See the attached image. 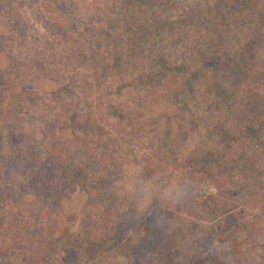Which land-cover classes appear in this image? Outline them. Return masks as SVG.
Segmentation results:
<instances>
[{"label": "rangeland", "instance_id": "obj_1", "mask_svg": "<svg viewBox=\"0 0 264 264\" xmlns=\"http://www.w3.org/2000/svg\"><path fill=\"white\" fill-rule=\"evenodd\" d=\"M217 30L220 52L211 42ZM255 32L260 38L250 39ZM215 52L223 93L210 91L214 83L205 69ZM200 70L194 97L185 82ZM168 71L174 73L165 76ZM229 92L241 104L239 118L252 111L264 119V108H249L256 103L251 96L264 97V0H247L245 7L242 0H0V159L35 145L42 158L28 174L48 175L51 167L57 185L68 187L54 210L58 228L45 229L50 219L42 217L38 237L14 220L30 221L36 193L24 194L22 211L5 197L0 264H135L127 238L118 239L114 228L134 203L138 222L129 236L137 245L147 236L150 206L170 212L164 214L179 250L175 257L160 249L164 254L152 256V264H264V176L252 187L264 170V132L254 174L245 177L238 169L249 165L240 162L248 139L238 140L233 128L209 132L227 112L221 95ZM184 107L178 115L185 122L176 118ZM214 151L226 170L213 169ZM111 155L119 167L113 169H121L113 200L101 181L117 170L103 176L93 170L110 165ZM11 174L24 179L0 161L7 192ZM100 218L106 231L94 225ZM66 222L67 247L59 241ZM75 238L100 247L85 240L83 248L71 245ZM145 254L138 264H145Z\"/></svg>", "mask_w": 264, "mask_h": 264}, {"label": "trees", "instance_id": "obj_2", "mask_svg": "<svg viewBox=\"0 0 264 264\" xmlns=\"http://www.w3.org/2000/svg\"><path fill=\"white\" fill-rule=\"evenodd\" d=\"M242 1L244 4V7H245L247 0H242ZM255 1L256 0H254V3H255ZM257 11L258 12L260 11V13H262L261 10H257ZM222 35H223L222 31L217 30L216 32H214V34L212 36L211 42L215 47H217L216 52L221 51L220 46L222 43V41H221ZM253 38L259 39L260 35L257 34V32H255L254 34H252L250 39H253ZM216 52L214 53L215 55H213L211 57V60H209V64H208L207 68H205V69H206V73L211 74L212 80L214 83V86H212V90H210V91H212V92L213 91H218V92L221 91L220 93H223L225 91V88L223 87V84L221 82L222 77L220 75V71L215 72L218 70L217 65H218V67L220 65V63L218 61L220 58V55L217 54ZM164 65L166 67V64H164ZM165 67L163 68V70L166 69ZM219 69H221V68H219ZM241 72L242 71L240 69L235 75L240 76ZM173 73H174L173 71L165 72V76L173 74ZM175 73L179 75V73H177V72H175ZM203 74H204V70L197 71L194 74H188L190 76V79L186 80L185 89L188 91L189 95H193L194 97L196 96V88L195 87L198 83V80H197L198 78L196 77V75H198L199 78H202ZM149 79H151V78H149ZM142 81H145V79ZM234 95H235V92L224 93L221 95L222 97L226 98L225 102H227L229 104V108L227 109V112L225 111L226 115L224 114V116L219 117L218 121H216L215 123L212 124V128L209 129V132L212 135H217L221 132H226L227 130L229 131V129L233 128L231 130V133H232V135H236V136L240 137L238 140L243 141L245 138L248 139L247 143L244 144V146L241 150L240 162L242 164H247V165L249 164V165L245 169H241V168L238 169L239 167L235 168V170L238 169V172L240 174L244 175V177H245L246 175H249L248 173H250V175L254 174L251 171L253 170V167L255 166L257 159L260 158L259 153L263 152V144L261 142L262 140L258 139V135H260L262 132H264V119L262 118L263 116H260L259 113H257V115H256L252 111L247 112V113H249V116L246 114L247 116L245 115L244 117L239 118V108H240L241 104L237 105L239 100H236V102L233 100L231 101V98H233ZM251 98H255L256 103H255V106H252L253 105L252 104L249 106V108H252L253 110L258 109V108H262V109L264 108V97L255 95V96H251ZM237 99H240V98H237ZM228 100H230V101H228ZM217 103L220 105L219 99L217 100ZM177 105H178V103H177ZM185 106H187V104ZM213 107H214V105H213ZM187 109H188V107L179 108V110L177 111V114H176L177 115L176 118L179 119V117H180L181 121L185 122L186 118H181V116H179V115H185L184 114L185 112H183L182 110L187 111ZM164 118H166V117H164ZM230 119H231V121H230ZM221 124L223 126H221ZM32 144H34V142H32L31 145ZM204 145H205V143H202V145H201L202 148L204 147ZM35 147H36L35 145H33V147L31 146V150L28 152L22 151L19 148L18 151H16L14 154H11V155L9 154L10 156L7 155L8 157H5V159L2 156L3 159H0L2 166L4 168H6L7 166H10L13 171L22 172V175L24 176V179L17 180L16 177H19V176L17 174H15L14 176L11 174V177H13V183H12L13 186L9 187V192H7V189L5 186H2V185L0 186V207L5 206V208H6L8 199L5 200V197L7 195L12 196L14 198V200L16 201L14 204L17 206L19 205L18 209L20 211H22L24 209V207L22 206L24 204H20V203H24L21 201L22 198L24 197V194L36 193L35 195L37 198L35 200L37 201V199H39L38 204H36V206H34V209H36L33 211L34 213L30 212L31 214L28 215L29 216L28 218L30 219V221L28 223H26V220L22 216L19 217L18 219H14L17 222H20V226L26 225V224L29 225V227L31 228L30 232H31V234H33V236L38 234V232H39L38 227L42 224V222H40V219L42 217H45V216H47L48 219H50L49 222H46V224H44V226L46 227L45 229H47L48 231H51V228H50L51 225L54 228H58V223H55V220L53 221L54 210L61 208L62 201H63L62 199L64 198L63 194L66 193L65 191L68 188V187H65V185L64 186H60V185L58 186L57 185V182H56L57 176L54 174L53 168H51V167L49 168V171H48L49 174L48 175L41 174V172L35 174L36 176L35 175H29L30 173L34 172V168H35L36 161L38 160V158H42V154L38 153L36 151ZM251 152H253L254 154L250 157ZM2 153L3 152L1 150L0 154H2ZM217 153H218V151L217 152L214 151V153L210 156V157H213L210 159L211 163L216 157L219 156V154H217ZM72 158L73 157L71 155L70 156L68 155L66 159L68 161L73 162ZM107 158L110 159V161H111L110 165H108V163H106L103 166L102 170L93 169L94 171L102 174V176H103L104 172H110V174L115 172L117 169H113V168L118 167V165H117L118 163H117L115 156L111 155V156H108ZM114 158H115V160H114ZM27 159H30L28 163H27ZM52 160L53 159H51L48 162L50 165H52ZM211 163L205 162V165L211 166L210 165ZM212 165L214 167L213 168L214 170H215V168L218 169L219 171L227 169V165L225 168V163L222 162V157H218L217 158V164L212 163ZM233 169H234L233 167H229V165H228V170H227L228 172L234 171ZM146 170H150L149 167H147ZM119 171H121V169L117 170L113 179H108L109 178V176H108V177H105L104 179H102V181H101V183L103 185L102 189H103V192L105 193L106 199L113 200V196H115V194H114L115 192L112 189V187L115 185V178L118 177L117 173H119ZM263 171L264 170L261 169L259 171V174H256V177L252 176V177H254L253 181L255 182L252 187L255 188L257 183L259 182V180L264 176ZM209 174L211 175V173H209ZM59 178H60L61 182L66 179L65 176H62ZM81 178H82V176L79 175L75 181L78 180V182H79L81 180ZM250 178H251V176H250ZM210 179H212V177H210ZM233 181H234V179H233ZM165 189L166 188H164V190ZM154 193H156V192H154ZM17 195H20V197L16 198ZM164 213L166 215H169L170 212L164 211L156 203H153L150 206V211L147 212V214L145 216V217H147L146 219L149 220V224H150L149 227H147V236L139 240V245H137L136 242L132 241L133 239H131V237L129 236V229L134 227L136 225V223L138 222L136 219V214H137L136 204L134 203L131 206V208L129 209V211L127 210L124 212V215H122L123 218L120 221V223L116 222V225L114 226V228H116L115 231H118L119 235H120L117 237H118V239H126L127 238L126 243L128 242L127 244H129L130 247H128L127 244H126L127 247L126 246L125 247H126V250L130 252V260H133L135 262V264H138L137 257L143 256L144 252H146V254H145L146 258L144 261L145 264H152V256H155V257H157V255L162 256L164 253L159 254L160 249H164L165 253L168 255H173L176 252H178L179 249L177 248V245L173 241L174 234H172L170 232V230L172 229V224H171L172 221H170L169 217L166 216ZM159 218H161L160 220L165 219V220H167V222L165 224H163L162 221H158ZM69 223L66 222V224H64L65 228L63 230V233L61 234V237L59 238L60 243L62 245H64L65 247L70 245L69 243H66V244L64 243L65 238L69 237L68 231H67ZM84 223L89 224V221H84ZM97 224L99 225V227L102 225V227L105 228V231H106V225H105L106 222H105V224H103V219L100 218V221L97 220L94 222L95 226H98ZM111 226H112V224H111ZM54 233L55 232H53V234ZM83 234H81L80 237L78 235V237L83 238V236H82ZM37 237H38V235H37ZM42 237L40 238L41 243H42ZM115 239L116 238H114L113 240H115ZM5 240H6V238L4 239V241ZM80 240L81 241H78L76 238L73 241L71 240L72 241L71 245H74L76 242H78L79 247L83 248L84 240L87 243H93V244L97 243V241H95V240H91V242H88V240L85 238H84V240H82V239H80ZM101 242L103 244L104 243L107 244V243H111L112 241L106 240L105 238H102ZM97 244L100 247V243H97ZM140 248L144 252H142L140 250ZM63 251H65V249L62 250V253L65 254V252H63ZM140 252H141V254H140ZM34 255H36V254H34ZM48 255L49 254H47V256ZM128 257H129V255H128ZM175 257H176V254H175Z\"/></svg>", "mask_w": 264, "mask_h": 264}]
</instances>
